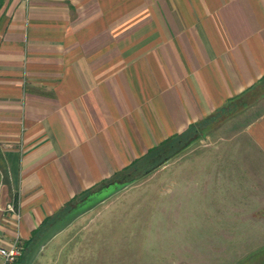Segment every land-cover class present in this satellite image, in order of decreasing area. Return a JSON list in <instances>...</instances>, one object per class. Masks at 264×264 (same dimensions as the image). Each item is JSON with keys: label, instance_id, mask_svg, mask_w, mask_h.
<instances>
[{"label": "crops", "instance_id": "1", "mask_svg": "<svg viewBox=\"0 0 264 264\" xmlns=\"http://www.w3.org/2000/svg\"><path fill=\"white\" fill-rule=\"evenodd\" d=\"M242 100L209 194L261 227L264 0H0V246Z\"/></svg>", "mask_w": 264, "mask_h": 264}, {"label": "rangeland", "instance_id": "2", "mask_svg": "<svg viewBox=\"0 0 264 264\" xmlns=\"http://www.w3.org/2000/svg\"><path fill=\"white\" fill-rule=\"evenodd\" d=\"M246 107L229 106L138 161L132 182L106 189L31 264H248L264 254V226L251 223L258 218H242L240 203L233 217L218 218L225 203L209 194L212 162L224 161L226 134L242 127ZM40 233L24 244L20 264Z\"/></svg>", "mask_w": 264, "mask_h": 264}, {"label": "water", "instance_id": "3", "mask_svg": "<svg viewBox=\"0 0 264 264\" xmlns=\"http://www.w3.org/2000/svg\"><path fill=\"white\" fill-rule=\"evenodd\" d=\"M133 179L124 181L122 179H116L104 183L99 186L96 190L92 191L80 201L76 202L69 209L58 218L54 219L52 223L44 230L41 236L36 240L34 245L31 247V250L24 262V264H31L34 257L48 244L55 236L67 228V226L73 222L78 216L84 212L92 209L94 206L99 204L98 197L111 186H118V188H123L132 182ZM104 200V199H103ZM90 204V205H89ZM89 205V206H88Z\"/></svg>", "mask_w": 264, "mask_h": 264}, {"label": "built area", "instance_id": "4", "mask_svg": "<svg viewBox=\"0 0 264 264\" xmlns=\"http://www.w3.org/2000/svg\"><path fill=\"white\" fill-rule=\"evenodd\" d=\"M9 212H16L18 218L21 217L20 212L17 210L15 202H11L8 205ZM24 252V245L20 241L19 237L14 239L9 246H0V264H18L19 259Z\"/></svg>", "mask_w": 264, "mask_h": 264}, {"label": "trees", "instance_id": "5", "mask_svg": "<svg viewBox=\"0 0 264 264\" xmlns=\"http://www.w3.org/2000/svg\"><path fill=\"white\" fill-rule=\"evenodd\" d=\"M171 141V140H170ZM134 173L132 172V171H126L125 173H123V174H121V175H119L118 177H116L115 179H113V180H116V179H122V180H124V181H127V180H131V179H134V178H132L134 175H133ZM112 181V180H111ZM107 182H109V181H107ZM107 182H105V183H107ZM98 188V187H97ZM97 188H95V189H92V190H90V191H88L87 193H85L81 198H79L77 201H75L74 203H72L70 206H68L65 210H67V209H69L72 205H74L76 202H78V201H80L83 197H85L86 195H88L89 193H91L92 191H94V190H96ZM64 210V211H65ZM56 219V218H55ZM50 221V220H49ZM49 221H47L45 224L47 225V223L49 222ZM54 221V220H53ZM52 223V221L47 225V227L50 225ZM43 225V227H45L46 225ZM42 227V228H43ZM46 227V228H47ZM45 228V229H46ZM45 229H43V231H41V233H40V230L39 231H37L35 234H34V236H33V238L38 234V233H40L38 236H37V238L35 239V241H34V243L36 242V240L41 236V234L44 232V230ZM33 238L32 239H30L27 243H29V242H31L32 240H33ZM34 243L32 244V246L34 245ZM20 260H21V258L19 259V262H18V264H20Z\"/></svg>", "mask_w": 264, "mask_h": 264}]
</instances>
